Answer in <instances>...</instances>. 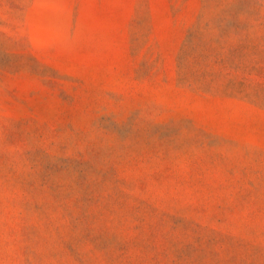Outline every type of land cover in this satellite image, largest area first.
<instances>
[{"label":"rangeland","instance_id":"1","mask_svg":"<svg viewBox=\"0 0 264 264\" xmlns=\"http://www.w3.org/2000/svg\"><path fill=\"white\" fill-rule=\"evenodd\" d=\"M0 264H264V0H0Z\"/></svg>","mask_w":264,"mask_h":264}]
</instances>
